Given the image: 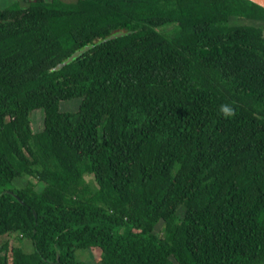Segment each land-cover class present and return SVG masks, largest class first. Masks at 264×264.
<instances>
[{
	"label": "trees",
	"instance_id": "obj_1",
	"mask_svg": "<svg viewBox=\"0 0 264 264\" xmlns=\"http://www.w3.org/2000/svg\"><path fill=\"white\" fill-rule=\"evenodd\" d=\"M91 261L264 264V8L0 0V264Z\"/></svg>",
	"mask_w": 264,
	"mask_h": 264
},
{
	"label": "water",
	"instance_id": "obj_2",
	"mask_svg": "<svg viewBox=\"0 0 264 264\" xmlns=\"http://www.w3.org/2000/svg\"><path fill=\"white\" fill-rule=\"evenodd\" d=\"M250 2L264 8V0H249ZM124 33H116L110 35L106 40H113L119 37H122ZM89 47H84L82 50H77L73 54H71L64 62L59 63L53 68V71H57L65 67L67 64L71 63L74 59L78 58L80 55H82L84 52L88 51ZM34 216L36 218V214L34 213Z\"/></svg>",
	"mask_w": 264,
	"mask_h": 264
},
{
	"label": "rangeland",
	"instance_id": "obj_3",
	"mask_svg": "<svg viewBox=\"0 0 264 264\" xmlns=\"http://www.w3.org/2000/svg\"><path fill=\"white\" fill-rule=\"evenodd\" d=\"M9 1H11V2H13V1H15V0H9ZM20 2H22L23 0H19ZM63 1H72V0H63ZM172 27H164V28H161V30H169V29H171ZM74 106L75 105H73V104H67V105H63L62 106V110H65V109H71V110H73L74 109ZM85 179L87 180V181H91V178L89 177V176H86L85 177ZM12 237H14V236H12ZM26 244H28L25 240H22V242H20V245L21 246H27ZM31 251V250H30ZM83 253H85L84 251H79L77 254L78 255H80V254H83ZM81 259H83V260H88L89 261V254L88 253H86V254H84V255H82L81 256ZM90 264H93V262L91 261V263Z\"/></svg>",
	"mask_w": 264,
	"mask_h": 264
},
{
	"label": "clouds",
	"instance_id": "obj_4",
	"mask_svg": "<svg viewBox=\"0 0 264 264\" xmlns=\"http://www.w3.org/2000/svg\"><path fill=\"white\" fill-rule=\"evenodd\" d=\"M222 112L225 114V115H227V114H230V110L228 109V108H226V107H222Z\"/></svg>",
	"mask_w": 264,
	"mask_h": 264
}]
</instances>
